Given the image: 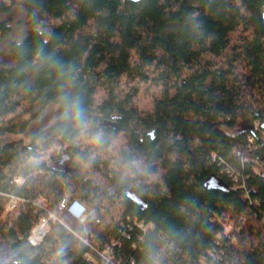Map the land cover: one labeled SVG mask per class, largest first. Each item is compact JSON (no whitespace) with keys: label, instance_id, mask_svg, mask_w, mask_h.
I'll list each match as a JSON object with an SVG mask.
<instances>
[{"label":"trees","instance_id":"trees-1","mask_svg":"<svg viewBox=\"0 0 264 264\" xmlns=\"http://www.w3.org/2000/svg\"><path fill=\"white\" fill-rule=\"evenodd\" d=\"M8 1L9 264H264V0ZM17 11L22 41L10 39ZM48 108L54 125L29 132ZM68 195L84 222L59 210Z\"/></svg>","mask_w":264,"mask_h":264},{"label":"built area","instance_id":"built-area-1","mask_svg":"<svg viewBox=\"0 0 264 264\" xmlns=\"http://www.w3.org/2000/svg\"><path fill=\"white\" fill-rule=\"evenodd\" d=\"M6 3L8 0H4ZM14 182L16 184H21V179H15ZM20 202V200L16 198H12L8 205V211L13 210ZM59 210L62 212H66L73 219L84 222L87 218L88 211L86 207L79 202L77 199H71L70 196H66L61 200L59 205ZM49 219L57 220L55 214H50L49 218L42 219L39 224L32 230L30 236L28 237V242L31 246L37 247L42 244L45 237L48 233Z\"/></svg>","mask_w":264,"mask_h":264},{"label":"rangeland","instance_id":"rangeland-1","mask_svg":"<svg viewBox=\"0 0 264 264\" xmlns=\"http://www.w3.org/2000/svg\"><path fill=\"white\" fill-rule=\"evenodd\" d=\"M12 25H13L14 31H13V34L10 37V39L11 40H15V41H22L25 38L26 34H27V28H26L25 24L20 23V17H19V12L18 11L15 14V20H14ZM5 47L6 46L4 44L0 45V55H2L4 57H6ZM55 112H56V108H48L45 118L40 123L34 124L30 128L29 132H32L36 128L48 129L49 127L53 126L54 123H55V118H56ZM19 139H22V140L28 142L29 134H26V135H23V136H18V137H16V136H7L3 140H4V142H11V141H14V140H19ZM226 230L228 232L233 230L231 224L226 227ZM10 258L11 257H10V254H9L8 250L5 248V246L0 241V263L1 264H9Z\"/></svg>","mask_w":264,"mask_h":264},{"label":"clouds","instance_id":"clouds-1","mask_svg":"<svg viewBox=\"0 0 264 264\" xmlns=\"http://www.w3.org/2000/svg\"><path fill=\"white\" fill-rule=\"evenodd\" d=\"M76 118H77L81 123L83 122V119H82V112H81V110L79 109V105H78V103L76 104ZM95 139H96L97 142H99V140H100L99 135H98ZM34 162H35V160H34ZM62 253H63V249H61L59 252H57V255H58V256H59V255H62Z\"/></svg>","mask_w":264,"mask_h":264},{"label":"water","instance_id":"water-1","mask_svg":"<svg viewBox=\"0 0 264 264\" xmlns=\"http://www.w3.org/2000/svg\"><path fill=\"white\" fill-rule=\"evenodd\" d=\"M127 1H130V2H134V3H138L140 2L141 0H127ZM3 62V56L0 55V64ZM263 128H264V123H263Z\"/></svg>","mask_w":264,"mask_h":264}]
</instances>
